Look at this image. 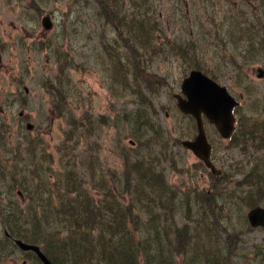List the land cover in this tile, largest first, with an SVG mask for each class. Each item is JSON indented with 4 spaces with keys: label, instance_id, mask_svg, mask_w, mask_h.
Here are the masks:
<instances>
[{
    "label": "trees",
    "instance_id": "obj_1",
    "mask_svg": "<svg viewBox=\"0 0 264 264\" xmlns=\"http://www.w3.org/2000/svg\"><path fill=\"white\" fill-rule=\"evenodd\" d=\"M92 1L93 5L89 6L92 19L102 21L112 34L101 46L108 97L115 101L130 99L133 106L130 110L123 109L118 118L120 129L125 132L117 140L121 167L119 171L100 167L97 158L90 155L97 152L93 149L95 143L85 145V138L93 136L95 119L87 114L75 118L67 103L72 90L71 72L77 64L55 41L37 42L36 53L47 54L46 58L55 64L54 74L39 82L50 98V110L64 119L66 129L62 130V138L53 152L47 153L42 140L31 137L25 126L23 136L11 142L6 136L8 128L0 123V218L6 212L1 221L4 230L0 233V258L5 259L16 250L4 237L6 232L12 239L37 245L51 264H194L197 261L217 264V258L225 250L231 254V243L237 235L228 232L219 222L221 219L216 218L219 198L211 192L220 189L221 184L226 186L230 176L224 172L213 176L198 161L201 172L217 182L208 193L196 186L194 180L177 186L165 181L163 171L167 167L180 175L173 145L177 149L181 147L172 140L175 144L169 145L151 104V99L160 96L158 91L165 79L149 72L147 66L151 65L153 56H171L215 81L214 74L196 67L194 57L193 61L186 57L190 45L197 50L199 31L204 38L212 33L219 45V55L231 61L238 56L241 67L259 63L261 58L257 57L264 51V0H219V7L215 0H202L200 5L193 0ZM31 7L39 13L37 7ZM216 7L219 9L211 13ZM191 22L199 30L188 35L185 27ZM169 25H179V30L167 34ZM243 41L245 47L234 45ZM17 84H22L21 78ZM24 104L21 102L20 107ZM234 111L236 108L233 116ZM103 119L98 118L99 125H104ZM17 128L21 129L20 122ZM130 129L134 130L133 134ZM231 138H241L247 143L264 169L263 122L235 120L233 132L225 141L230 142ZM214 152L211 149L213 164ZM262 169L258 166L236 182L238 187L250 184L251 191L242 198L249 209L258 206L259 198L248 196L262 190L255 179L252 185L251 176L261 175ZM257 170L260 172L255 173ZM197 200L200 207L194 215V227L201 234L191 233L185 238L183 229L174 233L164 231L168 222L177 221V209L186 215ZM241 220L242 227L249 230L245 214ZM206 229L212 234L218 229L225 230L232 237L226 248L209 252ZM160 248L165 249L164 254ZM58 252L67 253L65 262L55 257ZM26 253L40 264L31 252Z\"/></svg>",
    "mask_w": 264,
    "mask_h": 264
},
{
    "label": "rangeland",
    "instance_id": "obj_2",
    "mask_svg": "<svg viewBox=\"0 0 264 264\" xmlns=\"http://www.w3.org/2000/svg\"><path fill=\"white\" fill-rule=\"evenodd\" d=\"M193 1L200 5L202 0ZM218 1H214L217 7H219ZM166 4L164 3L163 6H167ZM31 5L37 7L39 13H36ZM90 5H93L92 0H0V123L8 128L6 136L11 142H15L17 136H23L26 123L32 126L28 131L30 136L42 140L47 153H52L53 148L60 142L62 130L66 129L65 121L50 110V98L44 93L39 82L41 78L44 79L54 74L55 64L53 60L46 58L47 54L36 53L35 46L39 41H55L77 64L71 72L72 90L67 100L69 107L75 118L81 119L84 114H87L95 119L92 129L93 136L89 139L85 138V145L95 143L93 149L97 152L95 155L89 154L97 158L103 170L110 168L119 171L121 162L118 156L117 140L120 134L125 132L121 131L118 118L123 109L130 110L133 106L130 99L115 101L108 97L104 77L105 67L101 60V46L112 37V34L109 28L102 24V21L92 19ZM217 7L212 8L211 13L219 9ZM45 16L48 17L51 25L49 30H44L41 26V20ZM178 26L169 25L167 34L178 31ZM193 27H195L194 30ZM195 30L198 31L199 27L193 25L192 22L185 27L188 35ZM198 36L200 40L199 45L197 43V50L190 45L191 51H188L186 57L191 58L192 61L194 57L197 68L214 74L215 83L224 86L228 94L238 102L236 111H234L236 121L249 119L264 123V75L256 77L257 69L264 71V51L260 52L258 57L256 56L257 59L261 58L259 63H249L241 67L238 65L237 55L233 61L219 55V45L212 33L204 38L199 31ZM190 37L192 38L193 35ZM234 45L245 47V42ZM213 49L214 52H212ZM147 70L165 79L164 85L158 91L160 96L151 99V104L157 111L158 122L164 134L168 136L169 145L175 144L171 140L177 141L178 145L180 141L190 140L195 134L194 121L177 111L173 98V94L179 92L182 78L186 77L190 69L174 57L153 56L152 63L147 66ZM20 78L22 84L18 85ZM155 88L157 90L156 86ZM144 93L149 96L146 92ZM21 102L25 103V106L20 107ZM19 113L21 116L17 117ZM99 117L106 119L102 120L104 125L98 124ZM114 120H116L115 124ZM19 122L20 130L17 128ZM203 129L207 142L211 149L215 150L213 154L215 164H212L220 172L230 176L227 178L226 186L222 187L221 184L220 189L216 186L218 190L211 192L214 197L219 198L215 207L216 218L221 219L219 222L227 228L228 232L237 235L231 243V254H227L225 250V256L221 254L216 263L264 264V228L246 230L241 225V218L249 209L245 207V200L242 198L248 194V191H251L250 184L242 187L236 185V182L240 181L248 171L258 166L262 169L263 166L261 167V164L256 162L257 153L248 149V144L241 138H231L230 142L221 140L212 126L205 121H203ZM130 133L133 134L134 130ZM18 142L21 143V140ZM127 142L128 140L124 141V143ZM80 143L84 146L82 139ZM173 147L177 151L174 159L180 175L176 174V170H170L167 167L163 171L165 181L170 186H177L194 180V184L202 188L205 193L211 191L217 182L208 178L205 172H201L198 160L189 151L182 148L177 149L176 145ZM261 152L264 153L263 150ZM257 172L260 171L257 170L255 173ZM251 177L252 182L256 180L262 186V190H256V194L251 193L248 198L258 197L257 205L264 208V172L259 176L254 174ZM252 185L254 186V182ZM238 193L239 197H237ZM3 196L6 197L4 194ZM198 203L199 200L194 201L189 209L187 207L186 215L177 209V221L168 222L164 231L174 233L183 229L182 235L185 238L191 233H199V229L194 227V215L200 207ZM173 211H175L174 208ZM5 214L6 212L0 218V233L4 230V224L1 221ZM183 224L186 228H182ZM206 236L209 237L206 240L209 252L225 249L227 241L232 238L222 229H218L213 234L206 229ZM216 248L218 250H215ZM160 250L162 254L165 253V249L160 248ZM66 256V252L55 254L61 262H65ZM22 262L23 264H38L29 254L17 249L5 259L0 258V264H21ZM194 264L201 263L197 261Z\"/></svg>",
    "mask_w": 264,
    "mask_h": 264
},
{
    "label": "water",
    "instance_id": "obj_3",
    "mask_svg": "<svg viewBox=\"0 0 264 264\" xmlns=\"http://www.w3.org/2000/svg\"><path fill=\"white\" fill-rule=\"evenodd\" d=\"M41 25L44 30L51 26L47 17L42 18ZM256 72L257 78L264 75L260 69ZM173 98L178 112L192 118L195 124L193 139L180 141V146L201 162L210 174L218 176L220 171L210 162V144L206 140L202 120L213 127L221 140H227L234 129L232 109L238 103L224 86L218 85L198 70L188 72L180 83L179 94H174ZM26 129L30 130L31 126L26 124ZM245 218L250 228L264 227V208L254 206L248 209ZM4 235L7 236L6 233ZM11 242L22 252H32L41 264H50L37 245L16 239H11Z\"/></svg>",
    "mask_w": 264,
    "mask_h": 264
},
{
    "label": "bare ground",
    "instance_id": "obj_4",
    "mask_svg": "<svg viewBox=\"0 0 264 264\" xmlns=\"http://www.w3.org/2000/svg\"><path fill=\"white\" fill-rule=\"evenodd\" d=\"M212 247V246H211Z\"/></svg>",
    "mask_w": 264,
    "mask_h": 264
}]
</instances>
